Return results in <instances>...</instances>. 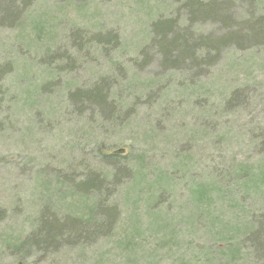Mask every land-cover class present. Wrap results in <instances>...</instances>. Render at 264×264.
Wrapping results in <instances>:
<instances>
[{"label":"rangeland","instance_id":"obj_1","mask_svg":"<svg viewBox=\"0 0 264 264\" xmlns=\"http://www.w3.org/2000/svg\"><path fill=\"white\" fill-rule=\"evenodd\" d=\"M182 1L28 0L12 18L0 13V67L11 63L0 75V264H264L241 235L248 216L264 218V177L254 163L247 180L236 172L264 150L251 142L264 127V48L224 49L202 85L194 70L163 68L145 41L152 20L219 30L213 20L190 24ZM101 78L106 109L70 96ZM239 82L248 84V107L221 104ZM110 153L125 172L113 184ZM93 172L108 174L112 233L58 253H18L14 241L31 233L42 209L69 214L102 199L58 183ZM198 185L206 190L199 200Z\"/></svg>","mask_w":264,"mask_h":264},{"label":"trees","instance_id":"obj_2","mask_svg":"<svg viewBox=\"0 0 264 264\" xmlns=\"http://www.w3.org/2000/svg\"><path fill=\"white\" fill-rule=\"evenodd\" d=\"M27 3L28 0H0V13L12 18L16 14L17 6L21 10ZM182 3L188 12L190 24L193 23L194 19H197L196 22L213 20L219 24V30L218 33H204L199 30L189 31L186 26L188 24L185 21L179 22L178 18L173 21L165 17L152 20L150 22L151 34L145 41L149 48L160 56V63L163 68L175 70L186 67L188 70H194L193 77L195 75L198 78V83L202 85L204 84L203 78L210 75L211 68L220 59L224 49L231 47L237 51L247 49L255 51L257 47L264 48V0H183ZM241 4L245 5L246 10L245 13L239 14L241 17H238L236 12ZM110 34L114 36L113 32ZM112 38L114 43V37ZM115 41L119 43L118 38ZM106 43L110 44L111 41H106ZM141 51L144 50L141 49ZM148 61L143 64L148 63ZM10 70L11 63L6 62L0 67V75H6ZM107 85L108 80L101 78L95 86H79L69 94L71 97L75 94L79 100L76 103L80 105L88 103L103 110L109 105L108 100L111 97L110 87ZM42 87V84H38V90ZM247 88L246 82H239L235 86H231L229 90H224L221 94V104L240 109L248 107V99H251V95ZM242 89L244 90L240 93ZM77 109L79 112L85 111L83 108ZM110 117L115 118L113 112H110ZM252 132L254 137L251 142L256 140L255 143L260 144L264 149V127L254 128ZM260 152L262 157L259 160L247 161L246 165L248 166L243 165L244 168H239L236 171L238 175L242 174V179L247 180L246 177L251 173V171L248 173L250 164L253 163L260 168V175L262 174L264 177V167H262L264 166V150ZM104 157L111 161L110 163L114 168L110 172V179L113 184L114 180L116 181L125 173L115 168L122 161L118 158L119 155L113 153L104 154ZM107 178L108 174L95 172L88 179L77 181L72 177L66 178L65 174L61 175L62 181L58 180V183H68V187H65L66 191L94 190L97 193H104L102 199L84 203L81 210L68 208L69 211H72L69 214H63L61 211L50 213L48 210L42 209L36 216L31 233L22 241L18 239L14 241L15 250L18 253H23L25 250L49 253L53 249L54 253H58L62 251L64 245L73 246V240L80 242L101 235L108 236L109 233H112L117 208L111 204L112 191L109 193ZM246 190H248L247 186ZM261 193L256 188L251 194L259 197ZM204 194L206 195V190L202 189V185H198L192 195H195L199 200ZM55 204L60 207L59 202L56 201ZM198 214H200V209H198ZM1 215L2 213H0ZM197 222L198 216L194 215L191 225L195 226ZM246 225V230L241 235H247V242L250 243L249 246L254 247L257 257L264 258V254L259 251L264 249V218L257 220L254 215H250ZM241 235L239 236L241 237ZM236 246L230 248L229 252L235 251ZM229 256L232 257L233 254Z\"/></svg>","mask_w":264,"mask_h":264}]
</instances>
